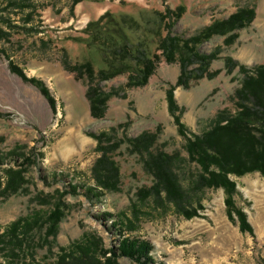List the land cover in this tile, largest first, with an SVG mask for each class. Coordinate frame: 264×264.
<instances>
[{
	"label": "rangeland",
	"instance_id": "1",
	"mask_svg": "<svg viewBox=\"0 0 264 264\" xmlns=\"http://www.w3.org/2000/svg\"><path fill=\"white\" fill-rule=\"evenodd\" d=\"M18 3L0 0V236L8 242L14 232L22 241L0 245V264H57L61 257L65 264H139L118 253L126 240L151 245L148 264H264V174L229 176L233 208L223 188L196 189L201 169L189 160L167 100L171 92L190 134L202 135L223 111L236 112L240 67L250 72L264 64V0H29L25 9ZM166 6L185 7L173 28L183 37L245 8L255 17L233 44L215 36L199 47L218 53L210 67L215 77L177 86L180 65L162 59L147 86L113 96L105 117L93 118L86 82L64 70L62 50L99 70L98 54L72 39L85 36L101 9L138 19ZM10 63L43 82L55 107ZM125 82L120 76L101 86L120 90ZM160 152L178 157L171 169L183 189L180 203L149 164ZM8 180L15 191H6ZM238 211L251 231L241 228Z\"/></svg>",
	"mask_w": 264,
	"mask_h": 264
},
{
	"label": "trees",
	"instance_id": "2",
	"mask_svg": "<svg viewBox=\"0 0 264 264\" xmlns=\"http://www.w3.org/2000/svg\"><path fill=\"white\" fill-rule=\"evenodd\" d=\"M28 1L21 0L18 5L25 9L29 7L26 3ZM185 11L184 6L175 9L166 6L164 11L144 12L137 19L129 14L116 15L108 10L98 19L88 22L82 30L85 36L72 40L86 45L88 49L98 54L104 65L99 70H96L91 60L83 63L72 62L67 50H62L61 64L64 70L73 74L76 80L86 82V98L93 118L105 117L108 102L113 96L124 98L127 90L147 86L162 59L166 63L180 65L181 74L177 86L187 88L193 80L215 77L217 74L211 72L210 67L217 59L218 53L215 51L203 53L199 47L215 36L225 37L226 45L233 44L238 38L237 32L248 26L255 17L253 9L245 8L226 19L213 21L195 35L183 37L175 35L173 28ZM194 65H196L194 72L187 73V69ZM230 65V60H227V67ZM10 68L22 79L35 85L50 105L55 107V100L43 82L27 78L14 63H10ZM240 72L244 74V79L239 91L236 112L219 113L213 120L212 127L202 135L188 132L180 114H177L179 107L173 94L170 92L167 95L169 110L175 117L179 134L186 139L189 160L201 169L197 180L194 181L196 189L223 188L229 196L226 203L230 208L234 205L231 197L236 192V184L229 176L241 177L253 172L264 174V64L250 72L240 67ZM120 76H126V82L120 90L106 91L102 88V82ZM143 150L152 153L149 146L143 147ZM149 159V164L159 173L161 180L159 184L170 198L180 203L183 189L171 169L178 157L160 152L149 156ZM10 181L7 182L6 191H15L16 189L10 187ZM182 213L187 218L196 215L188 210H183ZM237 213L241 228L251 231L245 214L242 211ZM229 215L231 216V212ZM12 235L8 242L7 235L0 236V245L11 244L14 247L20 245L22 238L14 232ZM151 249V245L146 242L126 240L122 242L118 253L134 259L139 264H148L151 261L149 256ZM57 264H65L62 257Z\"/></svg>",
	"mask_w": 264,
	"mask_h": 264
},
{
	"label": "crops",
	"instance_id": "3",
	"mask_svg": "<svg viewBox=\"0 0 264 264\" xmlns=\"http://www.w3.org/2000/svg\"><path fill=\"white\" fill-rule=\"evenodd\" d=\"M79 6V5H78ZM77 6V7H78ZM76 7V12L78 11V8ZM85 7H81L80 9H81V13H80V15H79V13H78V15H77V20H79V18L82 16V12H83V9H84ZM105 10H107L106 8H103V9H101V13H100V15L99 16H101L104 12H105ZM88 20H91L90 18L88 19Z\"/></svg>",
	"mask_w": 264,
	"mask_h": 264
}]
</instances>
